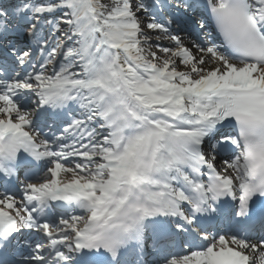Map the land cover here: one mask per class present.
Instances as JSON below:
<instances>
[{"label":"snow or ice","instance_id":"6c2138e0","mask_svg":"<svg viewBox=\"0 0 264 264\" xmlns=\"http://www.w3.org/2000/svg\"><path fill=\"white\" fill-rule=\"evenodd\" d=\"M0 264H264V0H0Z\"/></svg>","mask_w":264,"mask_h":264},{"label":"bare ground","instance_id":"6f19581e","mask_svg":"<svg viewBox=\"0 0 264 264\" xmlns=\"http://www.w3.org/2000/svg\"><path fill=\"white\" fill-rule=\"evenodd\" d=\"M5 3H7V0H5Z\"/></svg>","mask_w":264,"mask_h":264},{"label":"rangeland","instance_id":"374dc122","mask_svg":"<svg viewBox=\"0 0 264 264\" xmlns=\"http://www.w3.org/2000/svg\"><path fill=\"white\" fill-rule=\"evenodd\" d=\"M165 43H167V41H165Z\"/></svg>","mask_w":264,"mask_h":264}]
</instances>
